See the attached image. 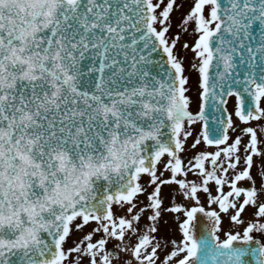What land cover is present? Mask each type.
I'll list each match as a JSON object with an SVG mask.
<instances>
[{
    "label": "snow or ice",
    "instance_id": "1",
    "mask_svg": "<svg viewBox=\"0 0 264 264\" xmlns=\"http://www.w3.org/2000/svg\"><path fill=\"white\" fill-rule=\"evenodd\" d=\"M0 264H264V0H0Z\"/></svg>",
    "mask_w": 264,
    "mask_h": 264
}]
</instances>
